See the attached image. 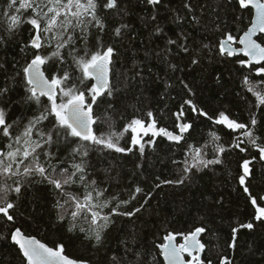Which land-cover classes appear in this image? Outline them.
<instances>
[{
    "label": "snow or ice",
    "instance_id": "obj_1",
    "mask_svg": "<svg viewBox=\"0 0 264 264\" xmlns=\"http://www.w3.org/2000/svg\"><path fill=\"white\" fill-rule=\"evenodd\" d=\"M141 5L143 14L134 11ZM133 18L147 31L139 48ZM0 51V247L11 257L0 256L3 264H213L202 236L214 210L223 211L218 191L191 206L181 199L178 211L191 216L193 208L194 226L172 230L173 218L162 219L151 250L135 224L115 248L109 240L117 218L152 215L154 193L198 189L206 172L235 181L251 209L246 220L230 221L227 249L239 247L241 230L264 238V191L249 184L254 172L264 176V0H0ZM122 57L131 63L118 70ZM195 74L199 84L238 96L239 112L195 102ZM226 78L236 88L224 89ZM153 84L163 86L159 102L170 89L184 94L171 129L154 114ZM186 108L214 126L199 140L189 141L195 121ZM157 138L170 142L163 151L174 178L154 176L149 185L148 149L155 152ZM180 148L182 158H173ZM127 164L143 179L112 193ZM42 224L76 237L86 252L103 250L101 261L69 258L59 237L49 244L30 233ZM219 264L234 260L222 255Z\"/></svg>",
    "mask_w": 264,
    "mask_h": 264
},
{
    "label": "trees",
    "instance_id": "obj_2",
    "mask_svg": "<svg viewBox=\"0 0 264 264\" xmlns=\"http://www.w3.org/2000/svg\"><path fill=\"white\" fill-rule=\"evenodd\" d=\"M215 2V0H213ZM140 7L136 8L134 11L140 14H143ZM131 23L136 29V32L133 35L137 36L135 41L131 43L139 48V40L141 38L147 39V31H144L138 19L133 18ZM247 23V21H245ZM156 44H162L161 40L155 41ZM129 41H125L127 46ZM15 51V46L11 52H9V58L11 57L12 52ZM123 51V50H122ZM131 53H129L130 55ZM4 53L0 51V56H3ZM138 59H143V51L141 50ZM131 63L130 59L126 60L124 57L121 58V62L117 64V69L119 70L121 64L125 67L129 66ZM149 66H152L149 64ZM161 75L163 73L161 72ZM197 75L198 89L197 95L194 97V101L197 102L201 107H208L209 109L216 108L220 105L221 102L225 105H231L233 113L236 114L239 112L241 104L239 97L236 95L229 94L224 95L221 88L213 85L209 82L206 85L199 84V81L203 78L202 75ZM236 88L235 79L224 83V89L231 90ZM163 91L162 85L153 84L151 88V94L153 97V109L154 114L156 115L161 126L173 127L175 117L172 113L178 110V106L182 103V99L185 98L184 94L177 87L175 89H170L168 97L163 101L159 102V93ZM238 91V89H237ZM175 97V99H171ZM165 105L167 107L165 108ZM103 107V105H101ZM158 109H164L163 118L160 117ZM100 111L99 109L97 110ZM187 119L195 121V131L192 133V137L189 138L191 142L193 138L196 140L200 139V134H206L208 130L214 126L210 122L204 120L203 118H197L193 113L187 110ZM17 113H13L16 115ZM131 115V112H129ZM224 134L223 132L221 133ZM147 139V138H146ZM158 145L153 152L151 149H148L149 157L148 162L151 165L149 168L147 184L153 182L154 176H160L161 178H174L173 177V168L168 160L165 159L166 153L163 151L165 148L169 147L170 142L166 141L164 138H157ZM172 147H175L174 145ZM183 149L180 148L175 152L173 158L180 159L182 158ZM171 154V149L169 153ZM118 160L123 158L120 154H115ZM231 158V156H230ZM110 159V158H109ZM129 159H135V156L129 155ZM104 165H98V167H103ZM230 168L235 170V164H231ZM121 172L122 183L120 186L113 187L111 192H119L123 187L131 183L133 180L139 181L143 177L133 176L131 164L124 165L122 168L118 169ZM222 169L220 167L216 168V172L221 173ZM115 173H113L114 175ZM223 181V183H221ZM199 188H169L164 187L158 192L154 193L153 198L150 200L149 208L152 215H149L147 212L142 213L139 219L129 220L125 218H117V223L115 227L109 234V240L111 241L110 247L115 248L116 243L119 239H123L125 233L132 227L133 224L136 225L137 229L140 231V239L148 246L151 250L153 240L159 243V236L164 234V230L160 227L161 221L164 218L172 217L174 222L170 223V228L172 230H187L188 228L194 226L196 213L193 208L189 207V210L192 211V215L181 214L178 209L181 207L180 201L183 199L187 205L191 206L201 200V193L208 196L212 192H220L224 197V207L223 211L214 210V215L211 218L210 228L208 234L202 236V241L206 244V253L205 255L210 258L213 264H219V257L222 255L229 256L230 259L234 260V264H264V256L261 255V251L264 250V238H261L259 233H249L248 231L241 230L239 233V247L234 250H229L226 247V241L230 232L229 223L235 222L236 219L246 220L251 212V209H245L244 199L240 193L238 185L235 181H232L230 178H226L223 175L213 176L211 172H206L203 177L198 181ZM249 184L252 186L254 191H264V176H261L259 171L254 172L253 178L249 181ZM219 197H215L218 199ZM161 209H165L162 216L155 215L156 212H159ZM176 209L177 211H174ZM219 213V214H215ZM30 233L37 235L38 238L52 243L53 239L59 237L65 242L66 249L65 254L71 258H76L81 254L90 255L97 262L101 261L103 256V250L100 253H93L85 250V246L82 245L74 236L69 234H61L60 230L53 229L48 227L45 224H42L40 228H36L35 225H32L30 228ZM255 240V244L252 245L251 241ZM178 241L180 238L178 237ZM251 248H255L254 254L250 251ZM156 253L153 251L152 256H155ZM0 256H3L5 259H10L11 257L7 254V246L4 245L0 247ZM152 256L149 257V260L152 259ZM159 260H162L161 257H158ZM0 264H3V261L0 260Z\"/></svg>",
    "mask_w": 264,
    "mask_h": 264
},
{
    "label": "water",
    "instance_id": "obj_3",
    "mask_svg": "<svg viewBox=\"0 0 264 264\" xmlns=\"http://www.w3.org/2000/svg\"><path fill=\"white\" fill-rule=\"evenodd\" d=\"M177 242L179 243V242H181V241H178V238H177ZM66 255V254H65ZM69 258H71V257H69ZM162 258V257H161Z\"/></svg>",
    "mask_w": 264,
    "mask_h": 264
}]
</instances>
